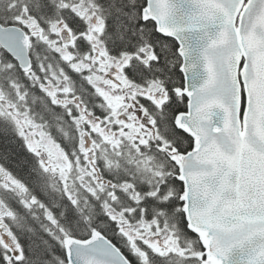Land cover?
<instances>
[{
  "label": "trees",
  "instance_id": "obj_1",
  "mask_svg": "<svg viewBox=\"0 0 264 264\" xmlns=\"http://www.w3.org/2000/svg\"><path fill=\"white\" fill-rule=\"evenodd\" d=\"M146 3L147 0H0L1 25L22 26L27 33L34 27L43 37L55 31L53 27L60 21L66 22L74 34L85 32L84 21L72 10V6L80 5L90 16L104 22L100 42L110 56L121 59L141 56L147 49L152 51L149 66L131 62L125 70L126 79L141 87L162 86L169 96L168 103L160 109L142 97L137 98L138 105L147 109L153 119L151 134H143L139 141L128 130L129 136H120L116 149L96 152V181L86 178L84 182L91 188H96L97 183L105 184L101 190L97 187L95 193L79 184L82 174L77 166L85 162L76 148L63 150L73 167L63 180L57 169L42 166L11 118L0 115V168L17 184L7 188L0 182V199L12 214L5 219V225L20 252L15 259L0 241V264H68L65 242L87 241L96 233L108 239L130 264L204 263L206 249L202 240L188 229L178 167L160 149L169 145V149L185 154L194 147L193 138L174 125L175 115L187 110L186 96L176 92L184 86L179 68L181 58L173 39L160 35L153 21H143ZM40 41L32 39L33 59L35 53L46 54V44ZM82 45L85 50L90 49L89 45ZM13 62L0 48V91L18 111L27 113L44 133H49L48 99L41 88L47 71L33 64V73L24 74ZM3 74L7 79L3 80ZM11 86L19 92H10ZM121 105L119 108L125 109ZM55 114L61 121L63 113ZM59 121L57 126L62 128ZM118 123L112 122L115 131L126 128ZM57 126L54 125L55 131ZM69 128L74 126L70 124ZM55 131L52 137L63 145L66 137ZM143 221L153 223L152 229L169 232L175 246L158 251L136 242L140 253H134V245L121 230L124 226L138 227Z\"/></svg>",
  "mask_w": 264,
  "mask_h": 264
},
{
  "label": "water",
  "instance_id": "obj_2",
  "mask_svg": "<svg viewBox=\"0 0 264 264\" xmlns=\"http://www.w3.org/2000/svg\"><path fill=\"white\" fill-rule=\"evenodd\" d=\"M142 18L176 41L182 59L188 111L176 126L194 149L169 156L203 264H264V0H147ZM29 46L21 27L0 24V47L23 73ZM65 249L68 264H130L99 233Z\"/></svg>",
  "mask_w": 264,
  "mask_h": 264
},
{
  "label": "flooded vegetation",
  "instance_id": "obj_3",
  "mask_svg": "<svg viewBox=\"0 0 264 264\" xmlns=\"http://www.w3.org/2000/svg\"><path fill=\"white\" fill-rule=\"evenodd\" d=\"M85 12V16H78L85 23V32L74 34L73 30L68 26V24H66V22L60 21L54 25L53 28L55 31L51 32L46 37V39L52 41L51 43L45 42V37H43L40 32L33 33L32 30H35L34 27H30V31H28V33L25 31L24 27H20L29 36L30 46L32 39L35 38L32 37L33 34H36L38 38L46 44V54L39 56V59H36V57L33 59L30 53L32 65L35 64L41 71L46 70L47 76L50 74L47 82L45 81L44 87L43 85L41 86L48 99L47 103L49 109L47 112V119L50 132L45 133L46 136H44L53 142L55 147H58V150H60L62 153L66 148H76L83 156L84 162L87 161L88 167L92 169V172L97 174L98 167L96 166V152L106 149H116L118 147L116 139H119V132L112 128L113 114H111L106 101H113V103L116 104L117 97L115 94H118L122 104L121 107L125 106V109L128 110V113L134 115L131 119V123H126L136 124L137 121L143 120L148 122V124L151 126L153 119L149 115L147 109H142L143 106L138 105L137 98L142 97L160 109L162 106L168 103L169 96L162 86L152 84L150 88L156 87L157 89L153 90L154 88H151V90L148 91L146 87L134 85L126 79L127 76L125 74V70L130 66L131 62H137L138 64H142L146 67L149 66L151 60L153 59L152 51L147 49L144 50L141 56L129 55L122 57L121 59L110 56L109 54L111 53L106 48H104L100 42L101 37L103 36L104 22L100 19H97L96 17L90 16L88 10H85ZM91 23H98V25L96 24L95 27L92 28ZM65 32L68 33L67 41L64 40ZM80 38H82V41H78ZM82 44L89 45L90 49L85 50ZM3 53L4 55H8L5 51H3ZM38 60L40 61L39 64L37 63ZM13 65L19 69L16 62ZM33 66L30 72L24 74H32ZM4 68H6L5 65ZM179 68L181 71V65ZM59 76H61L63 80L58 79ZM101 79L103 80L102 82ZM61 81L67 84L66 93L56 92L58 82ZM119 87H121L123 90H121ZM11 90H14V92L17 91V89L12 86L10 87V92ZM183 90L184 86L183 89H177L176 92L179 96H186L182 93ZM124 95L126 97H124ZM18 97L21 99L22 96ZM187 111L188 98L187 110L183 113H187ZM56 112L58 114L61 112L63 113L61 121H59V117L55 116ZM180 114L182 113H179L174 117V125L176 128V119ZM109 119H112V121L109 122ZM58 121L62 122V128L57 126ZM70 124L74 126V129L69 128ZM54 125L58 127L56 131L54 129ZM177 129L184 132L179 128ZM53 131H55L56 134L66 137L64 139L63 145L52 137L54 134ZM36 134L37 132L33 133V136L35 137ZM71 135L74 136V139L69 138ZM33 136L29 137L25 143L27 147L40 159V162L45 165L43 163L44 160L40 154V151L33 143ZM87 139L90 142L88 149L86 148ZM110 140H114V142H111ZM168 147L169 145H165L161 146L160 149L165 151L166 156L169 157L171 161L177 166V164L169 156V153L173 150L169 149ZM84 152L86 153V156L84 155ZM89 156H92L93 159L89 160ZM65 165H69L66 158ZM11 181L12 179L10 176L6 175V173L0 168V182L3 184L5 182L9 183ZM122 225L124 226V223H121V226ZM121 231L127 236L131 237L129 239L131 243H145L147 236L150 234L149 231L145 230L144 233L141 234V232H138V227L130 228L128 226H124ZM154 239L156 238L153 237L151 243ZM2 241L6 243V245H8V247L11 249L19 251L15 241L13 240V245L6 234L2 235Z\"/></svg>",
  "mask_w": 264,
  "mask_h": 264
},
{
  "label": "rangeland",
  "instance_id": "obj_4",
  "mask_svg": "<svg viewBox=\"0 0 264 264\" xmlns=\"http://www.w3.org/2000/svg\"><path fill=\"white\" fill-rule=\"evenodd\" d=\"M72 10L74 12H76V14L78 16H85L86 15L84 8H82L80 5L72 6ZM96 24L98 25V23H91V27L94 28ZM36 29L32 30V32L33 33L40 32V31H37ZM32 37L38 38V36L36 34H33ZM44 40L47 43L52 42L49 39H46V37L44 38ZM40 43L42 45H45V43H43L42 41H40ZM60 47H62V46H60ZM35 54H36L35 57H37L39 59V55L37 53H35ZM37 63L39 64L40 61L38 60ZM3 69H4V71L6 70L5 68H3ZM49 75L46 76V79H45L46 82L49 79ZM1 77L3 78V80L7 79V77L4 74ZM58 79H62L61 76H59ZM102 81L103 80L101 79V82ZM150 86H145L148 89V91L151 90V88H154V87L150 88ZM13 87H15V86H13ZM15 88L17 89L16 92L18 93L19 89L17 87H15ZM119 88H121V87H119ZM156 89L157 88L155 87L153 90H156ZM56 92L66 93L67 92V84L63 81L58 82V85L56 87ZM115 96L117 97L116 98L117 99L116 104H114L113 101L112 102L106 101V103H108L107 105L111 111V114H113L112 115L113 116V118H112L113 122L117 123L119 121L123 125V127H124V124L126 125V128H123L120 132L118 131L119 132L118 137L122 136L124 133L129 136L128 130L133 132V135L135 137L133 139H136L139 141L143 140V138H142L143 134H146L149 136L151 134V126L148 124V122H145L143 120H139L136 122V124L135 123H132V124L126 123V122L131 123V119L133 118L134 115H132L131 113H128V110H126V109L121 110L119 108V106L121 104V100H120L118 94H115ZM0 115L4 116V117L6 116V117L11 118L10 121L17 128H19V131H20L21 135L23 136L25 142L29 137L33 136V133L37 132L36 136L35 137L33 136L34 137L33 143L36 146V148L40 151V154L43 157V160H44L43 163L45 165H43L41 163L42 166L46 167L47 169L48 168L57 169V171L60 174V177L63 180H65V178L68 177V173L73 167L71 165H65L64 154L60 150H58L59 149L58 147L57 148L55 147V144L53 142H51L47 137H45L46 135L41 130V127L38 124H36L33 120H31V118L29 117V115L27 113L18 111L17 107L12 102L8 101L6 98V94H3L2 92H0ZM120 123H118V124H120ZM110 141L114 142V140H110ZM116 143L117 144L119 143V139H116ZM84 155L86 156L85 152H84ZM77 167L79 169L80 174H82V181H79V184H81V186L83 188L85 186L89 192L95 193L97 187H99L98 189L101 190L102 187L105 186L104 183H101V184L97 183L96 188H93V187L91 188L89 185L84 184V182H86V178L87 179L94 178V180L96 181L95 176H94L95 174L92 172V169H90L88 167L87 161L83 164V167L80 166V163H78ZM3 185L7 188H9L10 186H15V187L17 186V184L14 183L13 180L9 183L5 182V183H3ZM11 216H12V214L10 213L9 209L0 199V229H1L0 230V241L2 242V244L5 245V247L7 248L9 253L11 254V256L15 257V259H16L20 255L19 251L15 250V249H11L10 247H8L6 245V243H4L2 241V235L6 234V236L9 238L11 243L14 245L13 239L8 234L9 228H8V226L5 225V219L9 218ZM153 226H154L153 223H147L144 221L140 222V224L138 226V232H141V230H145V231L150 232V234L147 236V239L144 243L145 245L151 246L155 250H158V251H168V249L175 246V240L169 232H167L165 230L163 231V230H158V229H152ZM152 234L156 236V239H154L153 242L151 243V240L153 238ZM128 237H129V239L131 238L130 236H128ZM133 252L136 254L140 253V250L138 249L136 244L133 246Z\"/></svg>",
  "mask_w": 264,
  "mask_h": 264
}]
</instances>
